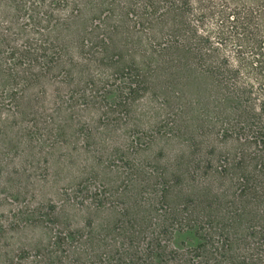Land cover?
Segmentation results:
<instances>
[{
    "label": "trees",
    "instance_id": "obj_1",
    "mask_svg": "<svg viewBox=\"0 0 264 264\" xmlns=\"http://www.w3.org/2000/svg\"><path fill=\"white\" fill-rule=\"evenodd\" d=\"M0 15V113L24 114L59 70L98 112L80 146L55 126L51 180L69 178L11 215L40 237L8 264H264V0H0ZM146 96L166 115L158 156L173 151L149 163L142 134L113 126Z\"/></svg>",
    "mask_w": 264,
    "mask_h": 264
},
{
    "label": "rangeland",
    "instance_id": "obj_2",
    "mask_svg": "<svg viewBox=\"0 0 264 264\" xmlns=\"http://www.w3.org/2000/svg\"><path fill=\"white\" fill-rule=\"evenodd\" d=\"M64 15V10H54L55 17ZM40 17H44V14L40 13ZM16 23L27 25L30 21L25 16L19 18ZM9 25L10 21L0 15V26L6 28ZM52 38L57 37L54 34ZM111 48L117 51L122 47ZM110 69H112L111 64L104 67L107 72H110ZM102 70V68H94L90 73L98 78ZM45 88L44 95L34 97L33 101L25 104L24 114L13 116L7 112L0 113V128L5 121L9 122L11 128H8L5 134L0 133V264H8L9 257L20 249L26 248L32 239L40 237L37 226L31 227L29 224L24 227L15 226L11 215L25 205H34L35 201L29 203L32 194L37 196L46 194L49 197L54 190L63 187L66 179L69 178L68 174L61 172L55 183L51 180L52 173L56 169L53 160L55 158L60 160L58 156H61L60 149L49 150L51 143H57V137L53 133L56 130L55 126L60 122L67 125L66 135L69 139L67 142L63 140L60 146L67 147L68 142L71 145L75 143L80 146L82 144L80 137L70 138L73 130L82 124L85 127L91 125V119L97 118L98 112L92 105L86 107L82 102L74 104L70 101L72 95L82 94V91H86L87 88L83 75L77 71L73 70L69 74L61 73L60 70L56 71L53 78L45 83ZM148 100L149 96L139 99L127 117L113 122L117 138L123 139L129 131L142 134L143 143L138 150L142 161L145 159L146 163L153 159L162 161L170 158L173 153V151L171 154L166 152L158 156V149L164 144L165 139L154 132L161 121L166 119V115L160 108V100L155 98L149 102ZM56 101L62 102L57 113ZM35 134H37L36 137L30 140L29 136ZM147 170L149 171V168ZM8 177L11 181H8ZM16 189L22 195L19 201L10 197Z\"/></svg>",
    "mask_w": 264,
    "mask_h": 264
}]
</instances>
